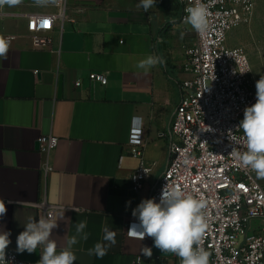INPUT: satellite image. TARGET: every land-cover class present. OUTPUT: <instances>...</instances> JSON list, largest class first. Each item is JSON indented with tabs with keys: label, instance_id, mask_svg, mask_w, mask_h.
I'll list each match as a JSON object with an SVG mask.
<instances>
[{
	"label": "crops",
	"instance_id": "crops-1",
	"mask_svg": "<svg viewBox=\"0 0 264 264\" xmlns=\"http://www.w3.org/2000/svg\"><path fill=\"white\" fill-rule=\"evenodd\" d=\"M57 3L38 7L23 0L0 9V36L12 38L7 59L0 58V202L7 208L0 233L10 232L9 246L17 252V236L29 218H44L33 204L46 200L61 206L50 237L58 252L76 234V223L87 220L89 238L72 246L74 264H136L138 256V264H180L179 257L153 247L152 238L128 237L126 228L132 209L151 198L169 164L162 133L171 128L187 77L183 46L188 30L181 6L177 0H157L145 12L140 0ZM60 11L66 18L55 21L50 48H35L28 17ZM148 55L162 56L166 65L147 73L138 69ZM91 72L107 74V84L91 83ZM134 124L143 126L144 157L155 164L138 192L131 183L139 165L130 154ZM43 135L59 138L49 153L37 148ZM105 226L116 232V244L103 258L89 255L95 243L103 242ZM144 246L152 248L151 257L141 253ZM42 247L17 253L37 262Z\"/></svg>",
	"mask_w": 264,
	"mask_h": 264
},
{
	"label": "built area",
	"instance_id": "built-area-1",
	"mask_svg": "<svg viewBox=\"0 0 264 264\" xmlns=\"http://www.w3.org/2000/svg\"><path fill=\"white\" fill-rule=\"evenodd\" d=\"M66 0H58L61 6ZM185 9L192 0H177ZM209 8V29L206 34L192 32V41L185 46L182 81L183 95L167 133L169 164L153 187L151 198L159 202L166 183L186 193L203 198L207 229L201 246L210 253L209 264H264V182L254 171L242 167L230 154L233 148L245 151L242 130L237 129L244 109L256 102L257 77L248 51L228 45L230 32L252 22L256 0H202ZM58 14L33 13L27 30L35 48H50L49 34ZM47 22V23H46ZM12 38H9L11 40ZM91 83L107 84V74L91 72ZM77 86L82 81L76 82ZM230 138V139H229ZM236 141H240L237 143ZM59 138L43 135L38 139L44 153L54 150ZM145 130L134 124L130 130V154L139 159L131 175L132 189L138 192L154 172L155 164L144 157ZM45 170H51L45 166ZM146 173H145V171ZM41 208L44 218L55 219L59 205L42 200L33 204ZM138 220L130 218V225ZM0 264H37L23 259L13 248L5 250ZM141 257L136 258V264Z\"/></svg>",
	"mask_w": 264,
	"mask_h": 264
},
{
	"label": "clouds",
	"instance_id": "clouds-1",
	"mask_svg": "<svg viewBox=\"0 0 264 264\" xmlns=\"http://www.w3.org/2000/svg\"><path fill=\"white\" fill-rule=\"evenodd\" d=\"M56 0H33L38 7L54 4ZM157 0H140L138 7L145 12L156 5ZM23 0H0V9L5 6L15 8ZM184 22L197 34L204 35L209 29V8L202 0H192L185 9ZM171 22H175L174 20ZM10 40L0 36V58L7 59ZM166 65V60L159 55H148L140 60L136 67L147 73L156 65ZM256 102L244 109L243 119L237 129L242 130V143L245 151L232 149L230 154L244 168L255 172L257 178L264 179V76L256 81ZM137 123L140 118H136ZM230 139V138H229ZM239 143L240 141H236ZM145 171V170H144ZM146 173V171H145ZM131 201L126 202V208ZM207 203L203 198L186 193L181 188L166 183L162 189L159 202L155 198L142 199L132 209V216L138 220L133 222L127 233L129 237L144 240L153 239V247L164 253H171L180 258V264H209L210 253L201 246V241L207 229L205 209ZM5 203L0 202V218L6 215ZM58 224L48 218L38 220L29 218L24 230L17 236V252L32 254L42 247L37 264H74L77 257L72 246L79 240L87 241L89 233L85 232L87 220L76 223V234L67 241V246L57 251V243L50 239ZM103 242L95 243L88 250L89 255L103 258L111 246L116 244V232L107 226L103 228ZM10 232L0 233V261L5 260L6 249L11 243ZM141 253L152 256V248L144 246Z\"/></svg>",
	"mask_w": 264,
	"mask_h": 264
},
{
	"label": "rangeland",
	"instance_id": "rangeland-1",
	"mask_svg": "<svg viewBox=\"0 0 264 264\" xmlns=\"http://www.w3.org/2000/svg\"><path fill=\"white\" fill-rule=\"evenodd\" d=\"M186 27L188 35L183 51L185 46L192 41L193 29L189 25H186ZM227 43L230 46L245 48L249 53L255 75L257 77L261 76L264 70V0H256V9L252 22L233 29L229 34Z\"/></svg>",
	"mask_w": 264,
	"mask_h": 264
},
{
	"label": "water",
	"instance_id": "water-1",
	"mask_svg": "<svg viewBox=\"0 0 264 264\" xmlns=\"http://www.w3.org/2000/svg\"><path fill=\"white\" fill-rule=\"evenodd\" d=\"M37 148L40 149V144H38V147Z\"/></svg>",
	"mask_w": 264,
	"mask_h": 264
},
{
	"label": "trees",
	"instance_id": "trees-1",
	"mask_svg": "<svg viewBox=\"0 0 264 264\" xmlns=\"http://www.w3.org/2000/svg\"><path fill=\"white\" fill-rule=\"evenodd\" d=\"M182 10V9H181ZM181 15H182V13H181Z\"/></svg>",
	"mask_w": 264,
	"mask_h": 264
},
{
	"label": "snow or ice",
	"instance_id": "snow-or-ice-1",
	"mask_svg": "<svg viewBox=\"0 0 264 264\" xmlns=\"http://www.w3.org/2000/svg\"><path fill=\"white\" fill-rule=\"evenodd\" d=\"M47 23V22H46Z\"/></svg>",
	"mask_w": 264,
	"mask_h": 264
}]
</instances>
